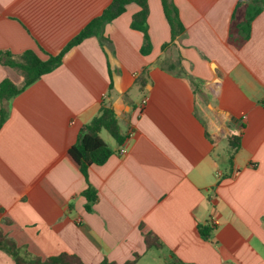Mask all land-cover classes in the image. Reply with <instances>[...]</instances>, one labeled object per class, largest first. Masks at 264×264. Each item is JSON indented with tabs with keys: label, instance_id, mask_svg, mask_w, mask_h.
<instances>
[{
	"label": "crops",
	"instance_id": "crops-1",
	"mask_svg": "<svg viewBox=\"0 0 264 264\" xmlns=\"http://www.w3.org/2000/svg\"><path fill=\"white\" fill-rule=\"evenodd\" d=\"M250 1L173 0L184 32L171 40L161 1L147 0L146 53L130 26L140 6L128 3L15 95L0 127L3 232L34 255L84 264L134 254L138 264L153 249L163 264H264V6L247 38L236 28ZM110 2L0 0V51L56 55ZM4 78L23 83L0 63ZM103 103L125 139L87 181L67 152ZM148 231L162 248L146 247ZM0 264H13L2 250Z\"/></svg>",
	"mask_w": 264,
	"mask_h": 264
},
{
	"label": "trees",
	"instance_id": "trees-1",
	"mask_svg": "<svg viewBox=\"0 0 264 264\" xmlns=\"http://www.w3.org/2000/svg\"><path fill=\"white\" fill-rule=\"evenodd\" d=\"M163 13L170 27L171 40L180 36L184 32L178 9L173 0H160ZM134 2L140 6V9L132 15L130 26L131 28L140 30L143 33V44L141 52L146 53L151 48L147 15L148 3L147 0H111L102 13L90 20L81 30L74 36L64 48L56 55H49L47 59H40L33 51L26 50L19 56H15L7 51H0V63L9 67L18 69L23 74V83L17 86L10 78H4L0 81V127L8 116L7 104L25 87L37 80L42 74L48 73L56 68L61 61V58L66 50L70 47L79 44L83 39L94 35L99 30L101 31L104 24L111 21L121 14L128 3ZM264 6V0H251L248 4L244 16V20L237 24L236 28L240 30L244 37L247 38L250 32V24L253 17ZM167 43L163 44L165 47ZM141 84L145 81L142 78ZM105 130L116 144L122 145L125 137L121 133L119 123L115 113L108 104L103 103L96 115H94L81 129L76 142L68 148V155L72 161L78 166L80 172L88 181V167L92 164H103L108 157L113 153V149L101 138L99 133ZM230 143L233 150L239 145L238 135L231 137ZM82 195L86 197L88 202L96 199V191L88 182V186ZM88 208V206L86 205ZM198 233L203 239H209L212 232V227L207 224L197 225ZM144 243L149 248H162L161 242L157 236L151 231L142 233ZM0 250L8 254L13 264H84L81 259L74 255L65 252L57 255L40 257L30 253L26 247L19 246L9 235L3 232L0 228ZM139 255L134 254L132 259L122 263L108 261L104 259L99 264H135ZM166 264H185L175 256H166Z\"/></svg>",
	"mask_w": 264,
	"mask_h": 264
},
{
	"label": "rangeland",
	"instance_id": "rangeland-1",
	"mask_svg": "<svg viewBox=\"0 0 264 264\" xmlns=\"http://www.w3.org/2000/svg\"><path fill=\"white\" fill-rule=\"evenodd\" d=\"M167 20V19H166ZM171 35V33H170ZM19 73H22L20 70H18ZM19 77V76H18ZM16 81H18L17 83L18 84H21V77L19 78H16ZM121 125V128L123 129V125ZM99 135L101 136V138L108 144V145H113L115 142L114 140L110 137V135L105 131V130H102ZM224 148H227V145L225 143V146ZM157 252H159L158 250L156 249H153L151 251V253L146 257L144 258L143 260H141L138 264H163L162 262V258L161 257H158L157 256ZM151 254H154L155 257H152ZM8 255V254H7Z\"/></svg>",
	"mask_w": 264,
	"mask_h": 264
},
{
	"label": "built area",
	"instance_id": "built-area-1",
	"mask_svg": "<svg viewBox=\"0 0 264 264\" xmlns=\"http://www.w3.org/2000/svg\"><path fill=\"white\" fill-rule=\"evenodd\" d=\"M118 152L123 155L126 152V148L125 147L119 148Z\"/></svg>",
	"mask_w": 264,
	"mask_h": 264
}]
</instances>
